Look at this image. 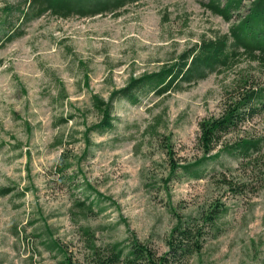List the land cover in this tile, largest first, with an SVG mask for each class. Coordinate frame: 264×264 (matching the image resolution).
Here are the masks:
<instances>
[{
    "label": "rangeland",
    "instance_id": "1",
    "mask_svg": "<svg viewBox=\"0 0 264 264\" xmlns=\"http://www.w3.org/2000/svg\"><path fill=\"white\" fill-rule=\"evenodd\" d=\"M22 1L0 0V8ZM208 1L143 0L87 18L46 14L0 49V189L14 188L0 196V264H58L62 256L49 250V234L82 259L88 251L81 227L92 228L102 248L137 238L163 255L178 215L218 202L228 208L219 235L186 264H264V156L257 178L247 180L257 192L245 196L221 184L251 175L230 155L209 161L202 179L179 174L168 181L171 157L180 164L202 157L200 123L223 113L230 92L247 80L264 85L258 62L243 57L166 94L119 99L113 129L91 134L82 158L85 129L100 120L94 96L108 100L132 80L229 33L253 0L231 22L206 9ZM244 137L264 138V113L225 138ZM63 156L72 168L61 172ZM85 200L93 212L79 210Z\"/></svg>",
    "mask_w": 264,
    "mask_h": 264
},
{
    "label": "trees",
    "instance_id": "2",
    "mask_svg": "<svg viewBox=\"0 0 264 264\" xmlns=\"http://www.w3.org/2000/svg\"><path fill=\"white\" fill-rule=\"evenodd\" d=\"M143 0H23L15 6L8 4L0 8V49L25 35L27 24L46 14L59 18H87L108 13H118L130 4ZM246 0H209L204 7L213 14L231 22L236 12L245 7ZM4 42V43H3ZM186 51L175 65L160 72L147 74L132 80L120 91H113L108 100L100 96L93 97V105L98 109L100 120L86 127L84 139L86 150L82 158L90 153L91 134H105L114 127V103L119 99H136L135 97L152 91L163 95L182 83L192 84L206 79L211 73L221 68L232 67L239 59L247 57L264 66V0H253L248 4L246 14H238V19L231 25L229 33L211 41H203ZM223 113L219 117L205 119L200 123L199 147L202 157L194 162L180 164L171 157V172L168 181L182 174L189 178L202 179L203 168L211 160H218L223 155H230L242 160V169L250 172L248 179H229L224 177L221 184L231 194L245 196L255 193L253 181L257 178L259 164L264 156V138L244 137L234 142L226 136L239 130L245 121L264 113V85L253 86L249 80L230 92ZM219 151L213 154L217 149ZM171 153V150L169 151ZM78 158V162H79ZM61 172L72 168V164L63 156ZM167 181V182H168ZM259 181V180H258ZM260 181H263L260 179ZM92 189L89 184H85ZM14 188L8 186L0 189V196L12 194ZM92 191V190H91ZM21 195H24L22 193ZM101 199V194H96ZM78 202L76 205L82 213L93 212L94 203ZM228 212L225 204L218 202L203 208L195 214L177 216L167 245L169 251L158 255L147 244L137 238L124 242H115L102 248L97 244L96 233L92 228H80V234L86 243L87 256L75 257L53 236L49 234L47 246L50 251L58 253L62 259L58 264H186L196 254H200L208 237H217L218 220Z\"/></svg>",
    "mask_w": 264,
    "mask_h": 264
}]
</instances>
